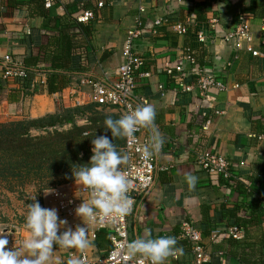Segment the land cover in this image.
<instances>
[{
    "label": "crops",
    "instance_id": "1",
    "mask_svg": "<svg viewBox=\"0 0 264 264\" xmlns=\"http://www.w3.org/2000/svg\"><path fill=\"white\" fill-rule=\"evenodd\" d=\"M13 1L17 4L14 10L8 7L7 0H0V65L5 55L22 63L30 51L35 53L50 38L58 35L56 30L44 31L43 18L31 15L28 8L31 0ZM99 2L104 7L96 10L95 5ZM69 6H83L98 12L93 20L84 24L90 27L88 37L75 34L78 37L76 41L82 43V50L86 52V59L82 60L76 52L72 59L74 65L81 60L85 62L90 76L100 79L104 73L114 71L121 64L125 37L135 26L138 3L133 0H63L61 8L54 7L56 14L63 15ZM142 6L145 8L143 26L149 34L144 37L142 32L135 50L144 63L142 71L149 72L151 77L146 80L137 78L133 94L137 100H147L155 109L154 123L164 145L154 153L157 166L154 185L137 200L134 213L128 219L129 238L132 241L144 235L146 228L151 230L153 238L163 237L181 228L185 222L202 233L200 228L204 219L210 218L219 236L211 240L202 233V243L208 253L220 252L227 248V233L232 223L224 213L232 208L238 196L220 185L217 177L204 173L196 164V155L208 150L228 159L231 163L230 180L233 181H248L263 172L260 181L264 185V140L254 138L256 134L251 126L253 124L258 131L261 126L253 121L257 117L264 118V0H143ZM239 16L249 24L253 37L251 47L258 56L246 51L236 53L231 45L215 39V35L232 30ZM158 18H166L168 22L154 29L153 22ZM211 20L216 21L214 31L209 28ZM174 23H183L186 34L178 36L173 33L170 28ZM73 32L78 33L76 30ZM199 32L206 34L204 43L198 41ZM186 49L193 53L196 67L203 68L226 85L225 92L211 89L208 93L210 99L205 100L196 89L190 93L177 91L181 82L193 83L194 77H170L163 72L162 65L167 63L171 68L181 65L186 70ZM80 79L72 81L69 88L59 94H49L46 86L40 85V90L32 95H24L26 91L22 87L19 92H14L1 79L0 123L35 120L73 107L70 92ZM81 90L87 99L89 88ZM87 102L90 101L87 99ZM203 110L209 113L207 129L198 124ZM104 111L116 112L109 108ZM262 128L261 135L264 134V123ZM145 135L152 142L153 130L147 128ZM188 174L198 177L195 187L188 185ZM70 186L68 190L79 201L87 199L74 189L72 191ZM207 206L208 209H202ZM238 215L247 217L243 211ZM67 221V227L72 228L81 223L79 218ZM82 223L87 227L91 246L82 251L57 246L49 264H68L69 260H77L81 254H86L91 260L102 258L92 245L97 230L86 220ZM20 233L21 237H16L17 248L27 237L26 231ZM258 234L259 231H254L251 236L257 237ZM180 260L184 264H193V260L190 262L186 256H181ZM165 264L179 263L170 256ZM225 264L240 263L227 259Z\"/></svg>",
    "mask_w": 264,
    "mask_h": 264
},
{
    "label": "trees",
    "instance_id": "2",
    "mask_svg": "<svg viewBox=\"0 0 264 264\" xmlns=\"http://www.w3.org/2000/svg\"><path fill=\"white\" fill-rule=\"evenodd\" d=\"M7 2L9 8L16 9L17 4L13 0H7ZM97 5L98 3L95 5V9L99 10ZM28 8L31 15L43 18L42 27L44 31L56 30L58 35L55 38L49 37L50 39L45 45H42L35 53L30 51L25 60L20 63L21 68L27 72V80L43 76L46 92L59 94L69 88L72 81L90 76L88 66L82 61L86 59V52L84 49L82 50V43L76 41L78 37L75 35L80 34L88 37L89 25L76 21L78 15L87 9L83 6H69L65 8L63 15H58L55 12L56 7L45 9L42 0H31ZM96 10L93 12L94 17L98 13ZM74 30L78 33L73 32ZM142 32L144 37L149 34L144 26ZM25 43L26 41L23 40V44ZM75 52L82 59L78 65H74L72 59ZM262 52H264V45ZM12 60L15 61L13 58ZM4 73L5 68L2 63L0 65V82L2 79L14 92H19L21 87L26 91L24 95H32L40 90L39 84H36L33 89H27L28 84L20 78L9 77L4 79ZM87 108L88 106L71 107L62 109L54 115L35 120L13 121L11 125L0 124V174L5 172L14 177V173L16 175L23 173L34 176L41 182L48 180L52 183H60L67 179L66 177L61 179L60 175L71 173V169L75 168V165L88 163L91 153L89 151L83 152L85 140H89L90 135L97 134L98 129L93 131L89 128H73L74 132H67L65 135H59L56 138H54L55 136L49 137L48 134L47 137L44 136L35 140L29 139L26 134L31 128L44 129L61 125L64 122H72L74 117L87 113ZM253 122L261 128L257 131L252 124V132L256 135L261 134L264 118L257 117ZM203 123L204 119L201 117L198 124L202 127ZM7 126L16 127L17 130L14 129V132L8 134L6 133ZM84 133L88 134L84 135ZM11 157L15 159V162L8 161ZM58 174L59 179L57 178ZM262 174L263 172H260L248 181L224 180L217 177L220 185L225 186L232 193L235 192L238 196L236 203L224 213V216H229L232 219L229 227L235 226L241 229L244 237L236 240L227 233V248L220 252L219 250L210 252L209 264H225L227 259L237 260L240 264H264V216L261 213L264 204V185L260 181ZM205 208L208 209L209 206L202 209ZM241 211L245 212L247 217H239L238 214ZM210 220V218L204 219L203 226L200 228L204 236L209 238L211 232L216 230ZM180 230L181 228L175 229L166 236L174 237L178 242V247L183 248V254L179 253L177 260L179 264H184L180 260L181 256H186L190 262L193 260V256L191 243L178 239ZM254 231H259L257 237L251 236ZM218 236L214 237L213 240ZM92 245L102 258L106 257L110 250L109 232L107 230L97 231Z\"/></svg>",
    "mask_w": 264,
    "mask_h": 264
},
{
    "label": "built area",
    "instance_id": "3",
    "mask_svg": "<svg viewBox=\"0 0 264 264\" xmlns=\"http://www.w3.org/2000/svg\"><path fill=\"white\" fill-rule=\"evenodd\" d=\"M42 1L45 9H50L52 7L61 8L63 4V0ZM133 1L138 3V13L135 19L134 28L131 29L125 37L121 53V64L114 71L104 73L100 79L87 76L81 78L78 84L76 83V85H73L70 92V101L72 102L73 107H82L87 106L88 104H93L97 107L113 109L119 117H121L130 113L138 106L149 104L145 99L137 100L133 94L136 88L137 78L146 80L151 77L149 72L142 71L144 63L143 60L138 57L135 50L136 43L142 36V16L145 13V8L142 6L143 0ZM177 1L180 2L181 0ZM97 7L102 8L103 3L99 2ZM93 19V11L86 10L82 14L78 15L76 21L81 24H87ZM167 22L168 20L166 18H158L153 22V28L156 29ZM215 24V20H211L209 22L210 30H215ZM170 29L178 36L186 34V26L183 23H174L171 25ZM262 37V41L264 43V28L262 29ZM197 38L200 43H204L206 34L204 32H199ZM215 39H219L221 42L231 45L236 53L246 51L252 56H258V53L253 51L251 47L253 37L249 24L242 16H239L238 23L232 28V30L222 35H215ZM184 56L188 63V68L186 70L181 65L173 68H171L167 63L162 65L163 72L170 77H194L193 83L185 84L181 82L177 91L190 93L196 89L201 98L209 100V90L215 89L219 92H225L227 90L226 85L219 81L213 74H210L201 67H196V60L193 53L189 49H186ZM2 63L5 68L4 79L9 77L20 78L28 84L27 89H33L36 84L45 86V79L43 76H38L37 78H33L28 81L27 72L21 68L20 63L13 61L9 55H5L2 58ZM85 87H88L90 90L87 94V99L90 102H87L85 97L86 94H84L81 90ZM216 114L218 115L219 113H215V115ZM200 115L204 119L202 127L207 129L210 124L208 117L209 113L203 110ZM91 126L92 124L89 120V113H85L81 116L74 117L73 121L68 124L63 123L61 125H55L42 130L44 132H52L53 130L61 132L67 128L88 129ZM146 129L147 128L138 129V131L134 134V139L124 138V143L121 148L122 153L126 155L127 160L120 166V168L131 181L129 193L133 201L131 211L128 215L117 219L97 218L90 222L97 231L107 230L109 232L110 250L108 251L106 257L98 258L96 260H91L86 254H81L80 257L77 258V260L80 261V264H137L135 260L125 261L123 259V255L126 243L130 242L128 219L134 213L137 200L148 193L152 189L155 182V175L157 171L155 155H153L150 160L145 161L141 158V152L139 151L144 145L151 143L150 138L145 135ZM87 134L88 133H84V135ZM254 138L258 141L264 140V134L254 135ZM196 164L209 176L221 177L224 180H230L232 178L230 161L218 153L210 152L208 150L200 151L196 155ZM74 187V192L84 198H88V194L86 192L78 190L76 185ZM51 203L53 204V207L57 209L61 219H70L73 221L77 218L74 211L79 206L81 201H79L73 193L68 191L66 192V190L61 189L52 192ZM261 213L264 216V204L262 206ZM7 233L4 235L7 236L6 238L9 241L8 248L17 247V240L14 241L11 239L10 241V237ZM217 234V230L212 231L210 239L216 237ZM228 235L236 240L243 238L241 229L235 226L228 228ZM178 239L186 240L191 243L193 264L210 263V255L202 243L203 235L198 229L193 227L191 223L185 222L182 224ZM172 258L177 259V253L173 255Z\"/></svg>",
    "mask_w": 264,
    "mask_h": 264
},
{
    "label": "clouds",
    "instance_id": "4",
    "mask_svg": "<svg viewBox=\"0 0 264 264\" xmlns=\"http://www.w3.org/2000/svg\"><path fill=\"white\" fill-rule=\"evenodd\" d=\"M155 116L151 104H145L118 119L107 117L104 126L110 136L100 135L93 139L88 163L71 169V179L78 190L88 194V198L81 200L74 211L81 223L75 228L67 227L68 221L59 217L57 209L41 207L34 197L33 202L26 205L24 229L27 237L21 246L8 248V239L0 234V264H49L57 246L81 251L91 246L87 227L82 221L117 219L128 215L133 204L129 195L131 181L120 168L127 157L117 150L113 139H134L138 129H152V142L139 150L143 160H150L164 145V139L154 123ZM186 181L195 187L198 177L188 174ZM51 191L49 189L48 193ZM176 253L183 254V248L178 247L174 237L153 238L151 230L146 228L144 235L126 243L123 259L135 260L137 264H165ZM68 264H80V261L73 259Z\"/></svg>",
    "mask_w": 264,
    "mask_h": 264
},
{
    "label": "rangeland",
    "instance_id": "5",
    "mask_svg": "<svg viewBox=\"0 0 264 264\" xmlns=\"http://www.w3.org/2000/svg\"><path fill=\"white\" fill-rule=\"evenodd\" d=\"M105 107H97V106H88L86 112L89 113V120L92 124V127L89 130L98 129L97 134H92L88 138L89 140H85L86 144L83 148L84 151H89L91 153V141L100 135H109L110 133L105 132L104 120L107 117H112L113 119L120 118L116 112H105ZM13 121H8L0 124L11 125ZM65 124H68L64 122ZM70 123V122H69ZM99 127V128H98ZM12 129V130H11ZM14 129L17 130L16 127L7 126L6 133L14 132ZM74 132L73 129L62 130L61 132L52 131V132H44L42 129L38 130L36 128H31L27 132L26 136L29 139L35 140L40 137H49L56 138L57 136L65 135L67 132ZM113 143L117 146V150L121 152V147L123 144V139L114 138ZM8 158V156H5ZM6 159V158H5ZM10 162H15L14 158L8 159ZM62 177H66L63 182L60 183H52L48 180L43 182L39 181L34 176L25 175L20 173V175H16L14 173V177L10 176L9 173L2 172L0 174V234L7 233L11 239L16 240V237H21V231H25L24 229V221L25 215L27 212L26 205L33 202L32 199L36 197V201H38L41 207L44 208H54L51 203V194L55 190H66V192H70L68 187H71V190L75 189L73 180L71 179V173L60 175ZM59 179V174L58 177ZM67 180V181H66ZM49 189L52 191L48 193ZM48 193V194H47ZM78 218V217H77ZM76 218V219H77ZM70 220V219H69ZM8 247V246H7ZM12 248V247H9Z\"/></svg>",
    "mask_w": 264,
    "mask_h": 264
},
{
    "label": "bare ground",
    "instance_id": "6",
    "mask_svg": "<svg viewBox=\"0 0 264 264\" xmlns=\"http://www.w3.org/2000/svg\"><path fill=\"white\" fill-rule=\"evenodd\" d=\"M6 236V235H5ZM7 237V236H6Z\"/></svg>",
    "mask_w": 264,
    "mask_h": 264
}]
</instances>
